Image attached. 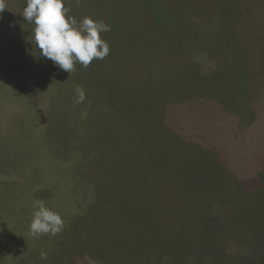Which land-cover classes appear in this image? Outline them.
I'll return each instance as SVG.
<instances>
[{
  "label": "rangeland",
  "instance_id": "obj_1",
  "mask_svg": "<svg viewBox=\"0 0 264 264\" xmlns=\"http://www.w3.org/2000/svg\"><path fill=\"white\" fill-rule=\"evenodd\" d=\"M118 1H64L78 22L101 15L110 30L103 60L56 72L61 89L41 58L0 40V264L263 262L264 129L246 126L264 93V0H210L218 22L185 35L162 31L161 7L183 0H142V16ZM25 6L6 0L1 39L20 38ZM92 107H110L97 120V138L113 143L104 168L81 165L97 153L92 119L88 134L72 126ZM140 150L135 171L123 161ZM35 201L60 214L62 232L31 236Z\"/></svg>",
  "mask_w": 264,
  "mask_h": 264
},
{
  "label": "clouds",
  "instance_id": "obj_2",
  "mask_svg": "<svg viewBox=\"0 0 264 264\" xmlns=\"http://www.w3.org/2000/svg\"><path fill=\"white\" fill-rule=\"evenodd\" d=\"M6 9V0H0V11ZM23 18L34 24V41L39 50L34 56L51 60L54 66L72 73L75 65L87 68L94 59L103 60L109 54L108 43L101 39V33L110 30L103 21L84 17L78 22L69 15L64 0H26ZM77 102H83L85 94L77 87ZM29 232L39 239L42 235H57L63 231L64 221L59 213L45 206L43 201H35ZM42 260L47 253L41 251Z\"/></svg>",
  "mask_w": 264,
  "mask_h": 264
},
{
  "label": "trees",
  "instance_id": "obj_3",
  "mask_svg": "<svg viewBox=\"0 0 264 264\" xmlns=\"http://www.w3.org/2000/svg\"><path fill=\"white\" fill-rule=\"evenodd\" d=\"M64 1H66V0H64ZM82 1H85V3L92 2V0H69L71 6H73V4H75L77 6L78 3L82 2ZM105 1L106 2L114 1L116 4L119 2L118 0H105ZM145 1L147 2V0H145ZM130 2H131L130 5L132 6V8H134L138 12V14L140 16H142L144 13V9H143L144 6H142V0H131ZM137 2L139 3L140 8L136 7ZM162 2H164V1L162 0ZM218 2H219V0H216V4ZM148 7L150 9L149 5H148ZM217 7H218V5H217ZM217 7L215 6L214 8H212L210 5V0H202V1H200V0H183V1H181L179 8L176 9V10H179V9L180 10L176 13L175 9H173L172 7H170L166 4L165 7H163V6L161 7L162 8V31L166 30L163 28H168L171 25H179V27L184 31V35H185L186 31H188L192 28H193V31L196 30V32H200L201 30L206 29L210 24L214 23V21H216V23L218 22L217 21L218 16H215V13L217 14V9H216ZM138 9H139V11H138ZM115 16L117 19V13L116 12H115ZM88 17H90L94 20L101 21L99 19V18H101V15L100 16H97V15L92 16L91 14H89ZM23 20H24V22L22 23ZM23 20L20 21V23H22V25H20V27L18 29V33H19L20 38H17V39L13 38V37L11 38V35L5 31V36L6 37L8 36L9 39L8 38L1 39L2 37H0V40H6L7 42H9L11 44V46L13 48H16V50H19L20 52H24V54H26V55L35 54V51L38 53L39 50L36 48L35 41H34V27H35V25L29 24L24 18H23ZM105 20H107V19L105 18ZM107 21H109V20H107ZM194 27H196V29H194ZM21 31H22V34H21ZM0 35H2L1 32H0ZM3 36H4V34H3ZM21 40H24V42L22 43ZM29 42H30V47H29V49L26 50L25 45L28 44ZM186 53H187V57L189 56L191 59L193 58V55H194L193 50H191L190 52L187 50ZM39 58H41L42 62H43V63H40V65H48L49 67L54 69L52 72L49 73V75L51 76V79H50L51 85L57 89H61L59 87L60 85H66L65 82L63 81V79H61L55 75L56 72L59 71L60 69L57 66H54V63L51 60H46L43 57H39ZM39 58L36 57V60H38ZM47 77H49V76H47ZM62 89L64 90L63 87H62ZM258 100L259 101H256L255 104H253V108H252V111L255 112L254 113V119L246 127L261 126L264 129V93L261 94V96L259 97ZM233 101H234V103H233ZM235 101H240V99L239 100L233 99L232 103H229L228 106L230 104H232L234 107H237V110L240 112H242V111L246 112L247 111L246 108L241 109L240 105H238ZM78 108L85 110L84 108H89V107L84 106V107H78ZM109 108H105V107L94 108V107H92L90 109H87L88 110L87 115L81 116V118L79 120H76L72 123V126H76L74 128L77 130V132L79 133L80 136H82L83 132L88 134V130L86 127L87 119L88 120L92 119L93 123L96 125V127L94 125V128H93V130H96V132H95L96 133V139L94 140V138H93V141L96 143L95 144V151L97 153L94 156H93V154L89 155L88 153H84V154L80 155V160H82V162L80 160L79 161L81 162V165L84 168H91V167L92 168H99V167L104 168V164L102 166L98 164V159L102 155L106 154V153L102 154V152H105L107 147L113 143L111 140L106 139V138L104 140H99L97 138V125H98L97 120L99 118L98 112L99 111L107 112L109 110ZM62 111H64V109H62ZM111 113L113 115L115 114L113 112H111ZM263 133H264V131H263ZM191 147H194V146H191ZM138 153L139 154H138V157L136 159L123 161V162L128 163L130 167H133L135 169V171H137V169L139 167L144 168L143 166H144V163L146 161V156L144 155L143 151L140 150ZM204 156L206 158L201 159V160L205 163H208L207 156L206 155H204ZM165 160H166V156L164 154L162 162H164ZM86 166H88V167H86ZM123 166H124V169H127V168H125V165H123ZM94 172L97 175H102L99 171L94 170ZM104 177L105 176L102 175L98 179L100 181L104 182L103 181ZM162 177H163V175H162ZM95 179H97V178H95ZM164 180L167 183H172L174 186L177 185V183H178V180H176V179L167 178ZM104 183H106V182H104ZM99 184H100V182L92 181V187L94 188V190H95L96 186ZM105 185H107V184H105ZM114 198H117V197H114ZM114 203L116 204V200H114ZM123 238L126 239L124 234H123ZM258 264H264V261L261 263H258Z\"/></svg>",
  "mask_w": 264,
  "mask_h": 264
}]
</instances>
